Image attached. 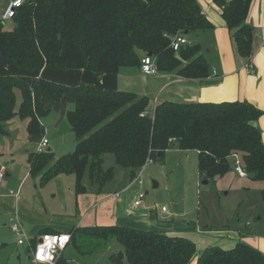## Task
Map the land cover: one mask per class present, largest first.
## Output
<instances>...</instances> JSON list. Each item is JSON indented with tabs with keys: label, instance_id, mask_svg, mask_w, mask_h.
<instances>
[{
	"label": "trees",
	"instance_id": "obj_1",
	"mask_svg": "<svg viewBox=\"0 0 264 264\" xmlns=\"http://www.w3.org/2000/svg\"><path fill=\"white\" fill-rule=\"evenodd\" d=\"M214 1L233 30L238 55L248 57L250 0ZM11 20L12 28L0 20V63L25 71L49 67L117 73L123 67H140L141 58L150 52L158 71L188 78L210 73L197 44L187 43L178 51L170 47L175 34L185 36L208 26L197 0H27ZM64 97L73 101L66 120L76 143L72 151L56 158L48 152L28 155L29 175L39 177L41 184L60 174H73L80 192L87 174L101 187L113 178L115 165L133 177L147 161L162 162L170 145L197 151L202 179L230 172L237 155L245 176L264 184V141L255 125L262 110L246 100L162 101L151 108L146 95L130 91L44 77L30 84L0 74V138L8 134L7 125L15 118L26 121L29 135L42 133L41 118L48 112L44 101L59 102ZM109 155L113 165L104 170ZM260 193L264 203V186ZM69 233L78 253L80 238L102 246L117 241L122 250L109 256L112 264H264V253L243 240L230 248L198 251L191 239L181 235L116 224L77 227ZM67 261L60 255L55 264Z\"/></svg>",
	"mask_w": 264,
	"mask_h": 264
},
{
	"label": "rangeland",
	"instance_id": "obj_2",
	"mask_svg": "<svg viewBox=\"0 0 264 264\" xmlns=\"http://www.w3.org/2000/svg\"><path fill=\"white\" fill-rule=\"evenodd\" d=\"M6 1L0 0V13L4 10L7 4L4 2ZM3 24L6 28L14 26L12 20L3 22ZM57 70L62 71L64 69ZM57 73L61 74V72ZM27 76L19 78L27 83L29 80L34 82L36 79L26 78ZM88 77L89 75L86 76V78ZM79 83L92 85L84 81ZM20 100L21 94L17 90L16 101L19 102ZM50 102L46 103L48 112L43 117V121L45 122L46 135L53 137L52 134L56 132L54 125L61 117L60 112L62 111L64 119L70 104L60 103L57 105V109L56 106H48ZM13 122V126H15L13 128L14 136L10 139L0 138V165H5L6 171L11 175L8 178L0 179V194L7 192L9 189L19 190L20 199L16 206L13 199H8L9 201L4 199L0 204V208H3V210L7 208L9 214L11 212V216L16 211L23 229L27 231L32 229L38 231L44 225H53L59 230L70 231L83 213L84 199L81 196L85 193L82 191L76 192L73 174H60V176H54L43 184L40 183L39 177L32 178L29 176L28 155L33 151L36 153L37 142L28 138L30 136L27 135L25 120L16 118ZM59 124L64 127L67 122L63 120ZM72 133H70L71 137L74 135ZM59 139L61 142V138H58L57 141ZM66 145H68V141ZM59 149L61 151L60 155L72 151L64 144ZM47 152L56 158V152L53 148L48 149ZM107 157L108 160L102 164L104 170L113 165V157L111 155ZM123 170L115 165L113 174L114 190L117 186V189H120L122 185H126L132 177ZM197 171V163L189 153L170 150L165 155L163 162H148L142 167L139 174L142 184H133L123 191L120 196L121 202L123 204L129 203V200L134 199L135 194L140 190L143 193L146 192L141 204L148 205L151 210L167 216L168 219L163 218L161 221L169 227L172 226L183 232H198V230H201L208 235L219 234L215 235L219 239L221 236L227 235L226 233H247L253 238L254 242H263L264 203L260 190L264 184L259 181H252L246 176H239L236 172L215 176L209 179L208 183L203 184L204 179L199 178ZM82 182L88 183L87 174L84 175ZM154 183H156V186H154ZM0 200L2 201L3 197H0ZM9 218L8 216L7 219L1 220L2 224L6 223V226L0 223L1 237L8 242L5 248L0 247V256L17 251L20 257L14 256V260L8 264L14 262L15 264H33L27 257L26 246L18 245L15 242L16 236L10 230ZM246 221L250 224L247 227L245 226ZM35 234L32 236H37L38 232H35ZM192 236L193 234L190 233L188 238ZM197 239L199 242L210 241L205 237H197ZM79 242L80 253L74 250V244L71 241L61 254L68 260L67 264H72L73 261H78L80 264H112L109 256L122 250V246L115 240L109 241L104 246L86 244L82 238Z\"/></svg>",
	"mask_w": 264,
	"mask_h": 264
},
{
	"label": "crops",
	"instance_id": "obj_3",
	"mask_svg": "<svg viewBox=\"0 0 264 264\" xmlns=\"http://www.w3.org/2000/svg\"><path fill=\"white\" fill-rule=\"evenodd\" d=\"M8 2L9 0L4 3ZM197 2L199 3L208 22V26L185 35V37L188 40V44L194 43L199 46L202 56L210 65V73L205 77H182L172 71H158L154 75H147L141 72L139 66L123 67L120 68L117 73H98L91 71V74L87 69H64L59 71L55 68L49 67H45L40 71H30L28 73L15 64L1 63L0 74H10L18 77L30 75L26 78L44 77L66 84H77L80 81H84L94 86L96 85L95 87L99 86V88L107 90H131L130 92H134L138 95H146L150 99L149 102L151 108L162 101L180 103H218L222 101L246 100L262 110L261 115L255 121V125L261 131L262 139L264 141V0H250L249 3L246 23L251 27L252 31V51L248 57L238 55L233 38V30L227 26L222 15L221 7L216 4L214 0H197ZM246 64H250L252 66L253 70L251 72L247 70L245 66ZM57 72H61V74ZM87 75H89L88 78H86ZM28 82L30 84L33 83L31 80ZM49 101H44L45 108L46 103ZM64 102L68 103V105L70 104L68 110L73 107V101L69 97H64L59 102L51 101L48 106H56L58 109L57 105ZM60 114L61 117H59L58 121L54 125V130H56V132L52 134L53 137H51V135H46L45 129L39 134H27L30 136L28 138L33 139L34 142H38L42 137H46L50 143L48 149L53 148L56 152V157L60 156L61 151L59 148L62 144L71 148L70 150H73L76 143L74 135L72 137L70 136L72 131L68 123L65 124L66 126L64 127L59 124L63 120L67 122L66 116L63 119L62 111ZM43 119L44 118H41L44 127L45 122ZM14 120L7 125V130L10 135L2 136L1 138L10 139L14 136ZM58 138H61V142L60 139L57 141ZM67 141L68 145H66ZM170 150H178L181 153L186 154L189 153V155H191L197 163L196 150H181L173 145L172 148L169 147L165 150L164 158ZM233 169L230 172H235ZM123 171L130 174L128 170ZM10 176L11 175L6 171L5 177L8 178ZM113 181L114 178L106 182L101 187L96 183H92L89 178L87 184L83 183L85 186L84 191H82L85 195L81 196L84 199V203L82 205L83 213L77 220L76 225L71 227L72 229L82 227V224L83 228L116 224L143 230L161 231L162 229H165L161 232L181 236L186 234V236H184L186 238H188L189 234L192 233L193 236L189 237V239L195 243L198 251H202L204 248L210 246L230 248L237 241L243 240L264 253V241L254 242L253 238L247 233H226L227 235H223L219 239L218 236L215 237V235L219 234L208 235L201 230H198V232H183L180 229L173 228L172 226L169 227L161 221L163 218L168 219L167 216L158 214L156 211L151 210L148 205H134V199L137 194H135L134 199L132 198L129 200V203L123 204L121 202V193L125 191L124 188L128 185L130 180L126 185H122L123 187L121 186L120 189H117V186L115 188L116 190L113 189L115 186ZM9 190L0 194V197H3V200H0V204L4 201V199L7 201H9L8 199H13V203L16 206L20 199L19 190H12L14 193L17 192V195L10 194ZM116 193H119V195L116 196ZM5 209L3 210V208H0V223L3 226H6V223L2 224L1 220L3 221L7 219L8 216L10 217V223H12L16 217L19 218L16 211L15 214L13 213L14 217L13 215L11 216V212L9 214L7 208ZM249 225V222L246 221L245 226L247 227ZM43 230L67 232L59 230L53 225H44L38 231L35 229H32L31 231L24 229V231L30 236L36 235L35 232L40 234ZM1 232L0 227V247L5 248L8 242L1 237ZM197 237H205L210 241L207 242V240H204L199 242ZM26 250L27 257L30 259V252L27 247ZM16 255L20 257L19 252L17 251H15V253L12 251L5 256H0V264H8L10 261L14 260V256L16 257ZM12 264H15V262ZM72 264L80 263H78V261H73Z\"/></svg>",
	"mask_w": 264,
	"mask_h": 264
},
{
	"label": "built area",
	"instance_id": "obj_4",
	"mask_svg": "<svg viewBox=\"0 0 264 264\" xmlns=\"http://www.w3.org/2000/svg\"><path fill=\"white\" fill-rule=\"evenodd\" d=\"M27 0H9L4 10L0 13V20L2 22L9 21L13 18L16 9L20 7ZM188 43L187 38L177 33L170 40V47L174 51H178L179 48ZM247 70L251 72L253 70L250 64L245 65ZM140 70L143 74L154 75L158 72L155 58L151 55L145 54L141 58ZM49 142L46 137H42L35 148L37 154L45 153L48 150ZM151 162L147 161L146 163ZM234 170L239 176H245V172L241 167L240 159L235 155ZM145 163V164H146ZM141 170V169H140ZM140 170L132 177L128 185L124 190L131 187L133 184H142L139 178ZM6 175L5 165H0V179H3ZM10 194L17 195V192L9 190ZM116 196L119 193L115 194ZM145 193L139 191L134 199V205H140ZM11 231L16 236V242L18 245H25L30 252V259L33 264H55L59 256L64 252L71 241L69 232H55L48 231L38 234L37 236L28 235L20 223L19 219H16L10 225Z\"/></svg>",
	"mask_w": 264,
	"mask_h": 264
},
{
	"label": "water",
	"instance_id": "obj_5",
	"mask_svg": "<svg viewBox=\"0 0 264 264\" xmlns=\"http://www.w3.org/2000/svg\"><path fill=\"white\" fill-rule=\"evenodd\" d=\"M147 55H151V53L150 52H148L147 53ZM170 147L172 148L173 147V145H170ZM208 182V180L207 179H204L203 181H202V183L203 184H206ZM154 186H156V183H154Z\"/></svg>",
	"mask_w": 264,
	"mask_h": 264
}]
</instances>
